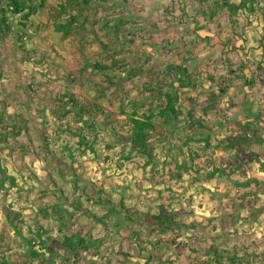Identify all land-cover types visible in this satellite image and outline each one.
Wrapping results in <instances>:
<instances>
[{"label": "rangeland", "instance_id": "obj_1", "mask_svg": "<svg viewBox=\"0 0 264 264\" xmlns=\"http://www.w3.org/2000/svg\"><path fill=\"white\" fill-rule=\"evenodd\" d=\"M183 65L195 92L167 74ZM245 75L264 87V0H0V264H264L263 147L237 156L261 183L231 187L196 164L145 165L151 143L175 130H147L141 161L128 145L132 119L155 118L165 103L148 87L177 89L179 118H193ZM88 135L93 153L80 142ZM241 165L232 174L245 179ZM148 180L159 194L142 189ZM161 208L176 225L152 234Z\"/></svg>", "mask_w": 264, "mask_h": 264}, {"label": "crops", "instance_id": "obj_2", "mask_svg": "<svg viewBox=\"0 0 264 264\" xmlns=\"http://www.w3.org/2000/svg\"><path fill=\"white\" fill-rule=\"evenodd\" d=\"M243 78L245 79V82L239 87L230 85L229 81V84H227V86L229 85L228 87L220 86L217 88L216 91L225 89L221 90L223 95L227 97L226 100H223L224 102H222L221 100L215 103H197L198 110H201L202 113L205 112L207 116L201 114V116L198 115L197 117L193 118L184 117L183 119L178 118L177 120L165 123L160 116L156 115L155 118H158L162 121V124H160L162 127L159 128L160 125L157 127L155 122V133L158 135L161 133L167 135V130L169 128L170 130H175L174 137L171 138V142L168 140H163V144H159L161 143V141L157 143H151V146H153L155 149L153 150V152L152 150L150 151L153 153L152 157L150 158L149 156V159L145 165L149 166L150 164H152L154 158L159 160L160 163L164 166L163 171L170 172L171 170H174L173 168L170 169L168 167V164H171L175 168H178L180 170L184 169L186 172H189L191 170L189 169L191 165L196 164L201 168V174H203V171H206V168H209V170L206 171L208 172L205 177L207 179H215L219 181L218 179L220 177L223 178L224 176V184H229V186L231 187H249L252 182H262L261 185L264 188V177L262 178L261 182L257 181L259 179L257 176H255V172H260H258V170L256 171L255 167H253L254 165H246V163L244 164L245 166L241 165L242 162L239 161V157H237L238 147H243L246 150H250L253 152L255 149L261 151L262 147L264 148V98L258 99V96L260 94H264V87L261 86L260 89L257 90L251 88L253 81L251 79H248L246 75L245 77L243 76ZM199 84H197L196 82L195 87H185L180 89V91L186 92L190 90V92H195V90L200 87ZM212 112L213 115H211ZM155 118L153 119L155 120ZM179 126H182V128L179 129ZM211 126H213L214 129L212 131L207 130L206 127ZM254 126L262 127L261 131L254 134L255 131H252ZM244 130L245 132L243 135L245 136H242L240 131ZM177 137H183L185 141L183 143H179L177 141ZM152 138L153 137H151V139ZM226 138H229L230 141L225 140ZM84 140H86L85 147L87 148V151L93 153V142L95 140L94 135H88L85 139H80L82 145V142ZM152 140H150V142H152ZM71 142H73V145H76H74L75 147H71V145L69 144L70 151H77L78 149H80L81 146L78 145L79 142L75 143L74 140H71ZM65 144H67V142ZM59 145L62 147V140L61 143L59 141ZM128 145L131 146V150L137 154L138 160L141 161V157L145 152L138 151V149L134 148L130 142L128 143ZM246 145L248 147H245ZM243 148L241 149L242 152L244 150ZM163 149L164 152L162 151ZM123 156L124 155H122V158ZM259 157L261 159L260 162H264V156ZM226 160H230V162H232L231 160L238 161L237 165L235 163H231L233 165L230 167L231 171L229 173L225 172L224 170L228 167V161ZM224 161L226 163H221ZM108 165L109 164H107L106 168L108 167ZM145 165L140 166V168L143 169L142 167H144L145 169ZM240 165L244 166L245 168L247 174L245 175L247 177L245 179H241L239 178V176L232 174V172H236V169H234V167L237 168ZM225 173H228L232 176H225ZM141 174L142 171L134 173L131 176L129 182H131L132 177L133 181L136 182L137 180L135 179V177L141 178ZM105 184L106 183H104L103 185L100 184L102 186V189L105 190V193L103 191L101 195L106 194L107 196H109L111 191L106 190L108 186H106L107 184ZM219 186L222 188L223 184H219ZM148 187H150L155 193L159 194L160 188L153 180H148V182L142 186V189ZM118 204L120 205V207L122 206L123 208H129L127 207L129 206L127 202H124V205L122 204V198L119 199ZM113 208L114 207H109V213L115 215L117 212Z\"/></svg>", "mask_w": 264, "mask_h": 264}, {"label": "trees", "instance_id": "obj_3", "mask_svg": "<svg viewBox=\"0 0 264 264\" xmlns=\"http://www.w3.org/2000/svg\"><path fill=\"white\" fill-rule=\"evenodd\" d=\"M57 31L64 32L63 38H65V39L68 38L69 30L67 29L66 25H57ZM96 68H98V65L96 66ZM98 69L100 72L105 70L104 67H101V68L99 67ZM167 74L168 75L172 74V75H174V79L175 78L178 79V82H179L178 84H179L180 89L185 88V87H195V82L192 78V75L189 73L188 68L184 67V65L178 66V67H176V66L168 67ZM177 75H178V77H177ZM148 90L150 93H153V94L155 92L157 95H159V97L161 99H163V103L165 102L159 108V111L157 113V115L160 116L165 123H169V122L177 120L179 118L180 113L176 109V103L178 102V98H177L178 91H177V89H175L174 92L169 91L166 93L158 90L155 87H152V88L148 87ZM84 114H87V113L85 112ZM152 119H153V117H146V118H142V119H138V118L132 119L133 129H132V133H131V137H130L129 141L134 148L138 149V151L143 152L148 148L147 142L150 138V134L147 133V130L149 132H152V130L154 129L153 128L154 126L151 123ZM254 134H256V132H254ZM162 211H164V210L161 209L157 214L156 213L150 214V216H151L150 220L154 223L159 224L158 227H155L154 225H152V227L150 229L152 234H160V235L165 234L166 235V234L173 232L172 226L176 225V223L173 220L174 217H171V216L168 217L169 214H166L164 212L162 213ZM131 212L134 213L137 211L131 210L130 208H125V213H126V215L129 216L127 218V220L136 221V219H137L136 214L130 216ZM146 216H148V215H146ZM211 252H213L215 254V256L218 258L221 256V254H219L217 251H214L213 249H211Z\"/></svg>", "mask_w": 264, "mask_h": 264}]
</instances>
